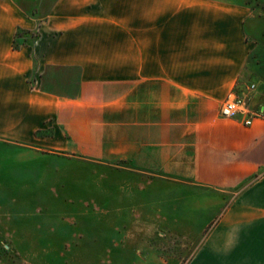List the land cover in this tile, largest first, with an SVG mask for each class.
Here are the masks:
<instances>
[{
	"label": "crops",
	"instance_id": "obj_1",
	"mask_svg": "<svg viewBox=\"0 0 264 264\" xmlns=\"http://www.w3.org/2000/svg\"><path fill=\"white\" fill-rule=\"evenodd\" d=\"M24 1L0 0V104L21 111L6 118L12 137L84 148L123 164L135 184L210 192L194 215L210 217L200 232L211 227L188 264H264V17L254 0ZM232 98L245 113L221 117ZM47 123L52 136L38 137Z\"/></svg>",
	"mask_w": 264,
	"mask_h": 264
},
{
	"label": "rangeland",
	"instance_id": "obj_2",
	"mask_svg": "<svg viewBox=\"0 0 264 264\" xmlns=\"http://www.w3.org/2000/svg\"><path fill=\"white\" fill-rule=\"evenodd\" d=\"M252 6L264 17V0ZM20 112L0 104V264L189 263L211 227L198 229L210 217L194 215L197 187L135 184L123 164L76 151L84 148H29L10 134L16 120L6 119ZM52 130L47 123L36 135ZM209 193L202 206L213 202Z\"/></svg>",
	"mask_w": 264,
	"mask_h": 264
},
{
	"label": "built area",
	"instance_id": "obj_3",
	"mask_svg": "<svg viewBox=\"0 0 264 264\" xmlns=\"http://www.w3.org/2000/svg\"><path fill=\"white\" fill-rule=\"evenodd\" d=\"M253 89H254V86H251L250 91H252ZM248 99H249V96L246 98V100ZM236 103L240 105L239 102H234V101L224 103L220 108V116L223 118H231L235 115L236 112L245 113L244 110L239 111L235 109ZM245 123L246 125H248L250 122L246 121Z\"/></svg>",
	"mask_w": 264,
	"mask_h": 264
},
{
	"label": "trees",
	"instance_id": "obj_4",
	"mask_svg": "<svg viewBox=\"0 0 264 264\" xmlns=\"http://www.w3.org/2000/svg\"><path fill=\"white\" fill-rule=\"evenodd\" d=\"M22 32L20 31V30H17V33H16V36H15V40L13 41V48L14 49H17L18 48V44H17V39H19L20 37H22L20 34H21ZM37 37V34L36 35H34V38H36ZM24 42H26V41H24Z\"/></svg>",
	"mask_w": 264,
	"mask_h": 264
}]
</instances>
